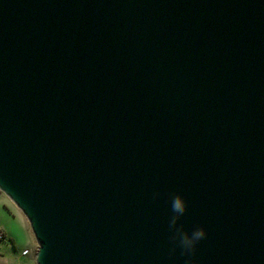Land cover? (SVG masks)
<instances>
[{
    "label": "water",
    "instance_id": "water-1",
    "mask_svg": "<svg viewBox=\"0 0 264 264\" xmlns=\"http://www.w3.org/2000/svg\"><path fill=\"white\" fill-rule=\"evenodd\" d=\"M0 191L36 264H264V0H0Z\"/></svg>",
    "mask_w": 264,
    "mask_h": 264
},
{
    "label": "crops",
    "instance_id": "crops-1",
    "mask_svg": "<svg viewBox=\"0 0 264 264\" xmlns=\"http://www.w3.org/2000/svg\"><path fill=\"white\" fill-rule=\"evenodd\" d=\"M22 231L23 239L18 242L16 237H13L5 228V238L3 239L5 243L0 246V264H36L37 242L27 222L23 224ZM24 249L29 251L23 253Z\"/></svg>",
    "mask_w": 264,
    "mask_h": 264
},
{
    "label": "rangeland",
    "instance_id": "rangeland-1",
    "mask_svg": "<svg viewBox=\"0 0 264 264\" xmlns=\"http://www.w3.org/2000/svg\"><path fill=\"white\" fill-rule=\"evenodd\" d=\"M26 222L28 223L22 211L5 193L0 191V230L4 233L6 228L20 242L23 239V224ZM2 243H5L4 240H1L0 246H3Z\"/></svg>",
    "mask_w": 264,
    "mask_h": 264
},
{
    "label": "clouds",
    "instance_id": "clouds-1",
    "mask_svg": "<svg viewBox=\"0 0 264 264\" xmlns=\"http://www.w3.org/2000/svg\"><path fill=\"white\" fill-rule=\"evenodd\" d=\"M174 207L178 209L179 206L178 205H174ZM201 235H202V233L197 232V233L194 234V237L195 238H199ZM183 242L186 245H188L190 243V241H188L187 238H184Z\"/></svg>",
    "mask_w": 264,
    "mask_h": 264
},
{
    "label": "built area",
    "instance_id": "built-area-1",
    "mask_svg": "<svg viewBox=\"0 0 264 264\" xmlns=\"http://www.w3.org/2000/svg\"><path fill=\"white\" fill-rule=\"evenodd\" d=\"M5 238V234L0 230V240H3ZM29 250L28 249H24L23 253H27Z\"/></svg>",
    "mask_w": 264,
    "mask_h": 264
}]
</instances>
